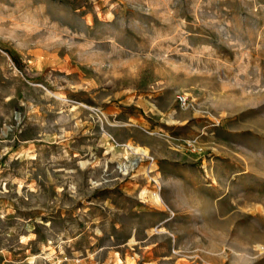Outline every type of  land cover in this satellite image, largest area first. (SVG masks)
<instances>
[{"label":"rangeland","instance_id":"obj_1","mask_svg":"<svg viewBox=\"0 0 264 264\" xmlns=\"http://www.w3.org/2000/svg\"><path fill=\"white\" fill-rule=\"evenodd\" d=\"M0 264H264V0H0Z\"/></svg>","mask_w":264,"mask_h":264},{"label":"built area","instance_id":"obj_2","mask_svg":"<svg viewBox=\"0 0 264 264\" xmlns=\"http://www.w3.org/2000/svg\"><path fill=\"white\" fill-rule=\"evenodd\" d=\"M179 102L181 106H185L187 104V97L185 96H180L179 97Z\"/></svg>","mask_w":264,"mask_h":264},{"label":"trees","instance_id":"obj_3","mask_svg":"<svg viewBox=\"0 0 264 264\" xmlns=\"http://www.w3.org/2000/svg\"><path fill=\"white\" fill-rule=\"evenodd\" d=\"M14 62L18 66V68H21L20 62H19V60L16 57H14Z\"/></svg>","mask_w":264,"mask_h":264}]
</instances>
